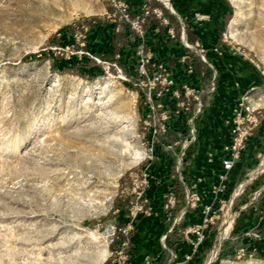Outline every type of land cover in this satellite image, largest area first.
I'll use <instances>...</instances> for the list:
<instances>
[{"label": "rangeland", "instance_id": "rangeland-1", "mask_svg": "<svg viewBox=\"0 0 264 264\" xmlns=\"http://www.w3.org/2000/svg\"><path fill=\"white\" fill-rule=\"evenodd\" d=\"M230 1L232 20L239 11L244 16L224 36L257 61L264 0ZM105 7V0H0V264H109L131 232L110 242L105 228L125 226L133 206L146 204L147 184L138 190L134 181L166 132L154 135L133 85L137 75L123 64L122 73L109 67L107 57L74 67L93 58L61 49L78 31L87 40L92 26L107 20ZM247 195L251 202L254 192ZM233 211L214 224L221 227L206 264L214 251L210 264H264L246 252L220 253L240 215Z\"/></svg>", "mask_w": 264, "mask_h": 264}, {"label": "crops", "instance_id": "crops-1", "mask_svg": "<svg viewBox=\"0 0 264 264\" xmlns=\"http://www.w3.org/2000/svg\"><path fill=\"white\" fill-rule=\"evenodd\" d=\"M125 1L134 14L142 13L145 7L160 8L170 23L165 24L151 14L145 37L141 39L128 27L117 31L105 19L92 26L85 49L103 59L107 57L114 60L119 54V65L123 64L128 72L137 75L138 50L143 44L145 51L153 55L151 67L162 64L175 79V86L159 99L170 112L166 134L160 140L153 141V153L145 157L142 165L145 169L143 174L148 179L143 197L151 212L137 219L127 237L126 264H147V260L152 264H206L221 224L217 231H214V225L210 227L204 242L196 250L191 241L185 238L183 230L202 221L206 205H211L220 215H224L228 209L246 210L251 202L245 190L256 183H259L260 189L264 187V174L252 176L256 170L241 186L264 153L263 114L261 123L247 140L241 159L229 172L226 188L222 191L215 189L224 171L223 159L230 154L227 146L231 141V119L237 103L243 96L251 94L250 101L264 112V47L255 61L224 36L233 22L230 0H168L169 4L165 0ZM170 28L174 29L175 37L169 34ZM197 43L202 45L205 59L199 52L189 48ZM186 86L202 94L204 105L196 121V140L190 144L183 165L188 185L177 168L176 154L170 149L172 145L180 150V144L188 134L190 114L178 106L179 99L174 95V90L183 91ZM253 88L255 90L252 91ZM143 103L145 111L150 113L144 100ZM153 115L157 117L156 112H152ZM168 135L171 136L170 140L167 139ZM178 179L185 190L188 187L197 192L200 200L196 207L186 208L185 205L177 214H173V209L171 212L165 209V201L168 193L175 192ZM245 185L244 190L238 193L239 188ZM252 193L249 192L250 195ZM236 198H239L241 205L235 208ZM254 211L255 205L248 212L246 224ZM258 219V222H264V217ZM175 226L176 231L171 233ZM250 226L251 229L244 228L243 224L238 225L236 235H232L231 231L223 241L220 253L234 256L242 250L252 254L264 252V237L255 239L248 234L252 230L256 231L255 223ZM169 233L171 236L167 238ZM109 264H114V260L111 259Z\"/></svg>", "mask_w": 264, "mask_h": 264}, {"label": "built area", "instance_id": "built-area-1", "mask_svg": "<svg viewBox=\"0 0 264 264\" xmlns=\"http://www.w3.org/2000/svg\"><path fill=\"white\" fill-rule=\"evenodd\" d=\"M107 1V8L105 10V16L107 20L112 23L117 31L122 30L124 27H128L139 38H144L146 33V25L148 17L153 14L156 18L162 20L163 23L169 24L170 21L166 17L160 8L145 7L140 14H134L131 11L130 5L125 0H105ZM169 34L175 37V31L173 28L169 29ZM75 43L61 47L66 51V56L69 57V53H76L89 55L94 58L98 63L107 62L102 60L98 56H94L90 51L85 49L86 35L85 31H78L75 34ZM190 49L200 53L201 57L205 59L203 55L204 49L201 44L189 46ZM139 59L137 65V81L133 83L137 88V92L141 95V98L146 103L150 110L148 118L150 119L149 125L153 128L154 135H160L167 131L166 123L170 118V112L164 108V105L159 99L171 88L175 86V79L171 72L166 69L162 64L154 65L151 67L153 55L150 51H145L143 44L139 46L138 50ZM120 55L117 54L113 62H107L114 66L120 73L122 69L119 65ZM264 75V69H262ZM124 79L130 80L123 76ZM212 88L213 85H212ZM255 88L252 89V91ZM174 95L179 99L178 106L185 112L190 114L189 116V129L187 137L181 142L180 150H175L174 146L170 145V148L176 154V165L178 170L181 169L185 163V157L187 156L188 148L191 143L196 140L197 126L196 121L200 114L203 112L202 94L194 91L190 87H185L183 91L174 90ZM251 95V94H250ZM249 94L243 96L237 103L233 111L231 119V141L227 146L230 154L223 159L224 171L219 177V182L215 186V189L222 191L226 188V182L229 178V172L235 167L237 162L241 159L243 153L246 150L247 140L254 133L255 129L261 123L260 117L264 114L260 107L254 105L250 101ZM152 112L157 113L156 116H152ZM148 179L146 174H141L134 181L135 189L141 190L147 184ZM264 187L254 192V197L251 201H256L263 195ZM141 195V193H139ZM200 200V196L197 192L186 187V208L196 207ZM177 203V198L173 192H170L166 196L165 209L170 211ZM240 211V210H239ZM151 209L147 207L145 203H136L133 206L131 212V220L125 226H119L118 224H112L105 228V232L110 238V242H113L118 234L128 235L135 227L136 220L140 214H149ZM220 218V213L215 210L211 205H206L204 208V217L199 224L188 226L183 230L185 238L189 239L196 250L205 240L207 231L210 227L216 224V221ZM255 238H259L257 231L252 230L248 232ZM191 236H194L192 238ZM129 241L122 242L121 247L115 253L114 264H126L128 259L127 247ZM243 251V250H242ZM147 264H152L150 260H147Z\"/></svg>", "mask_w": 264, "mask_h": 264}, {"label": "trees", "instance_id": "trees-1", "mask_svg": "<svg viewBox=\"0 0 264 264\" xmlns=\"http://www.w3.org/2000/svg\"><path fill=\"white\" fill-rule=\"evenodd\" d=\"M88 61V62H87ZM87 62V63H86ZM96 61L95 59L93 58L92 60L88 58V60H80V62L76 65H73L74 67H77L79 68V66H85V67H90V66H94L96 65ZM70 68V67H68ZM186 161V159H185ZM185 164V163H184ZM182 177L183 179L185 180L186 184L188 185V176L186 175V169L185 167H183V170H182ZM260 189V185L259 183H256L255 186H249L245 192H254L256 190ZM176 198H177V203L176 205L174 206L173 208V211L174 213L173 214H177V212L182 209V207H184L186 205V190H185V187L182 183V181L180 179H178L175 183V192H174ZM238 199L239 198H236L235 201H234V207H240V202H238ZM261 204V205H260ZM255 205V211L253 212L252 214V217L250 218V221L248 224H246V221L248 219L247 215H248V212L250 211V209L252 208V206ZM240 212V215L239 217L237 218L236 220V223H235V227L232 231V235H236L238 233L237 231V227L238 225L240 224H243V227H248V229L250 228L251 229V223H255V229L257 231V233L259 234V238H255V239H260V238H263L264 237V222H258V218L260 216L264 217V193L263 195H261V197H259L258 200L256 201H253L247 208L246 210H242V211H239ZM245 223V224H244ZM176 228L177 226H175L171 233L175 232L176 231ZM214 231H217V226L214 227ZM171 233L168 234L167 238H169L171 236ZM247 256H256V257H259V258H264V252H256V253H246Z\"/></svg>", "mask_w": 264, "mask_h": 264}, {"label": "bare ground", "instance_id": "bare-ground-1", "mask_svg": "<svg viewBox=\"0 0 264 264\" xmlns=\"http://www.w3.org/2000/svg\"><path fill=\"white\" fill-rule=\"evenodd\" d=\"M239 9V8H238ZM243 16H244V11H239L238 12V16H236L234 19H233V22H232V25L233 26H237L238 25V23L240 22V20H241V18H243ZM262 19H263V17H262ZM264 22V21H263ZM235 34V33H234ZM262 168H264V159H263V161H262V163H261V165L258 167V169L253 173V175L252 176H254V175H256ZM248 184V183H247ZM246 184V185H247ZM246 185H245V187H246ZM245 187H243L241 190H238V193L239 192H241L242 190H244V188ZM232 223H233V220H232V214L231 213H229L228 214V216H227V218H226V220H225V224H224V230L226 231V232H228V230L231 228V226H232ZM232 229V228H231ZM231 231V230H230ZM221 242H222V237H221V239L219 240V243L221 244ZM215 254H216V251H214L213 252V254H212V256L210 257V259H209V261L207 262V264H210V262L212 261V259H213V257L215 256Z\"/></svg>", "mask_w": 264, "mask_h": 264}]
</instances>
